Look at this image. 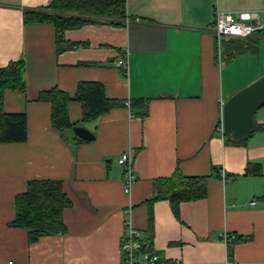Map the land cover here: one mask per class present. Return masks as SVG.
<instances>
[{"label":"crops","instance_id":"0c3cea01","mask_svg":"<svg viewBox=\"0 0 264 264\" xmlns=\"http://www.w3.org/2000/svg\"><path fill=\"white\" fill-rule=\"evenodd\" d=\"M50 1L0 0V67L23 59L26 81L24 92L4 93L3 108L24 112L27 130L23 142L0 143V264H119L126 222L172 264H264V106L243 143L227 142L222 131L223 103L264 73V39L257 53L224 63L213 30L216 11L263 20L264 0H124V26L66 29L63 39L74 47L60 52L53 24L24 21L25 10ZM121 58L125 75L115 65ZM82 81L101 83L122 104L82 123L71 101L70 121L94 136L78 141L72 130L52 127L50 104L37 96L58 88L73 97ZM132 99L148 100L145 117L125 106ZM122 153L133 160L129 193ZM255 165L259 173H246ZM175 172L207 182L206 196L181 203L178 218L167 200L147 202L153 181ZM35 179L60 181L71 205L64 234L30 243L9 223L15 197ZM224 233L240 237L231 251Z\"/></svg>","mask_w":264,"mask_h":264},{"label":"trees","instance_id":"16d2710c","mask_svg":"<svg viewBox=\"0 0 264 264\" xmlns=\"http://www.w3.org/2000/svg\"><path fill=\"white\" fill-rule=\"evenodd\" d=\"M124 18V0H51L44 8L24 11L25 22L53 24L56 31L57 52L74 47L73 43L63 39V32L66 29H76L88 24L124 26ZM261 39H264V28L255 31L249 37H230L227 40H222L220 49L223 62L229 63L239 54L257 53ZM25 89L23 59L11 61L0 67V143L26 140L25 113H9L3 108V97L6 91L22 93ZM37 99L50 104L51 125L61 135L64 131L72 130L76 126V123L71 122L69 118L71 101L79 102L82 123L95 121L110 109L122 104L120 100L107 98L103 85L95 81L79 82L73 97L58 88H52L40 92ZM128 102V107L134 116L138 118L146 116L147 99H132ZM76 139L83 140L79 137ZM225 140L234 143L228 137H225ZM252 167L246 173H259L258 165ZM206 192L205 176H183L181 173L175 172L168 178L153 181V195L147 202L151 206L157 200H167L174 216L178 218L181 203L202 199L206 196ZM70 205L71 202L64 194L60 181L30 180L26 184L25 191L15 197V217L9 224L25 229L30 243L37 241L42 236L64 234L66 227L63 221V211ZM149 222L151 224V212L149 213ZM150 238L151 236L139 240L140 247L136 252L137 255L140 252L153 253L150 247ZM233 239L226 243L229 246V251H231ZM237 240H240V237L235 238V241Z\"/></svg>","mask_w":264,"mask_h":264},{"label":"built area","instance_id":"2783aa9c","mask_svg":"<svg viewBox=\"0 0 264 264\" xmlns=\"http://www.w3.org/2000/svg\"><path fill=\"white\" fill-rule=\"evenodd\" d=\"M249 19L248 14H240V16L233 17L230 14H225L220 11L215 12L214 17V35L215 43L220 52L222 40L230 37H249L255 31L264 28V16L263 20L258 21L257 24L247 22ZM115 65L121 70L122 74L127 72V60L121 58L116 61ZM126 106H129V102H125ZM117 163L124 169L123 178V190L125 193H129L130 189L135 181V173L133 169V160L130 153H122L117 158ZM123 241L120 246L121 259L119 264H172L168 260L160 259L154 252H140L139 240L142 238V233L138 230L133 229L127 222L124 225ZM222 239L225 243L231 241L233 236L229 233H224ZM11 264V262H9Z\"/></svg>","mask_w":264,"mask_h":264},{"label":"water","instance_id":"95a60500","mask_svg":"<svg viewBox=\"0 0 264 264\" xmlns=\"http://www.w3.org/2000/svg\"><path fill=\"white\" fill-rule=\"evenodd\" d=\"M252 23V22H251ZM253 22L252 24H257ZM264 106V73L232 94L222 105L223 135L232 142L247 140L257 128L255 114ZM73 133L81 139L93 140L94 136L84 127L75 126Z\"/></svg>","mask_w":264,"mask_h":264},{"label":"rangeland","instance_id":"374dc122","mask_svg":"<svg viewBox=\"0 0 264 264\" xmlns=\"http://www.w3.org/2000/svg\"><path fill=\"white\" fill-rule=\"evenodd\" d=\"M263 48H264V47H263ZM261 54H262V55H261V60H260V61H261L262 63H264V49H262ZM256 58H257V57H256ZM232 68L235 69V70H237V65H236V64L233 65ZM252 69H253V70L255 69V66H254V65H252ZM262 74H263V73H262ZM262 74H261V75H262ZM254 79H255V78H254Z\"/></svg>","mask_w":264,"mask_h":264}]
</instances>
